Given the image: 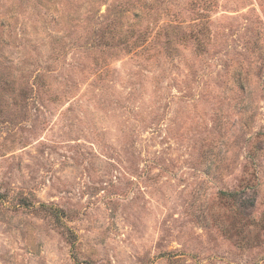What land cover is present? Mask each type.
Returning a JSON list of instances; mask_svg holds the SVG:
<instances>
[{
  "label": "rangeland",
  "instance_id": "1",
  "mask_svg": "<svg viewBox=\"0 0 264 264\" xmlns=\"http://www.w3.org/2000/svg\"><path fill=\"white\" fill-rule=\"evenodd\" d=\"M0 264H264V0H0Z\"/></svg>",
  "mask_w": 264,
  "mask_h": 264
}]
</instances>
